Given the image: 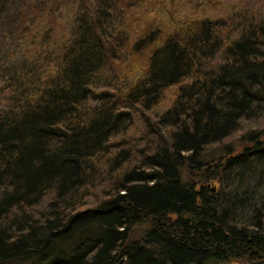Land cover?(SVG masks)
<instances>
[{
	"label": "trees",
	"instance_id": "1",
	"mask_svg": "<svg viewBox=\"0 0 264 264\" xmlns=\"http://www.w3.org/2000/svg\"><path fill=\"white\" fill-rule=\"evenodd\" d=\"M263 115L264 0H0V264L263 254Z\"/></svg>",
	"mask_w": 264,
	"mask_h": 264
},
{
	"label": "rangeland",
	"instance_id": "2",
	"mask_svg": "<svg viewBox=\"0 0 264 264\" xmlns=\"http://www.w3.org/2000/svg\"><path fill=\"white\" fill-rule=\"evenodd\" d=\"M166 96H168V93L166 94ZM168 98H169V96H168ZM254 122H256V123H254ZM243 125L244 126L240 130L235 131V133H232L229 137H227V140H229L232 143V145L234 146V148H237V145H238V143L240 141L239 138H238L239 135H240V133L242 131H245L249 125L250 126H256L257 125L258 127L264 128V115L261 116V117H259V118H257V119H255V120H253V121H251V122H249L248 125L246 123H244ZM189 176H190L189 173H187L185 175V178L188 179ZM239 189H241V187H239ZM263 232H264V228H263ZM227 264H229V263H227Z\"/></svg>",
	"mask_w": 264,
	"mask_h": 264
},
{
	"label": "flooded vegetation",
	"instance_id": "3",
	"mask_svg": "<svg viewBox=\"0 0 264 264\" xmlns=\"http://www.w3.org/2000/svg\"><path fill=\"white\" fill-rule=\"evenodd\" d=\"M237 262H233L232 264H264V253H258L255 257L246 256L245 259L236 260Z\"/></svg>",
	"mask_w": 264,
	"mask_h": 264
}]
</instances>
